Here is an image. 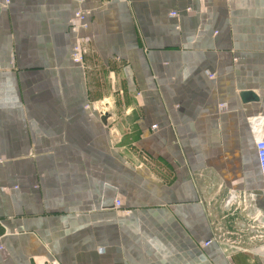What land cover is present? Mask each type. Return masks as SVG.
Masks as SVG:
<instances>
[{
	"label": "crops",
	"instance_id": "obj_1",
	"mask_svg": "<svg viewBox=\"0 0 264 264\" xmlns=\"http://www.w3.org/2000/svg\"><path fill=\"white\" fill-rule=\"evenodd\" d=\"M10 1L0 264H264V0Z\"/></svg>",
	"mask_w": 264,
	"mask_h": 264
},
{
	"label": "built area",
	"instance_id": "obj_2",
	"mask_svg": "<svg viewBox=\"0 0 264 264\" xmlns=\"http://www.w3.org/2000/svg\"><path fill=\"white\" fill-rule=\"evenodd\" d=\"M80 2H83V0H79ZM128 1V0H124ZM10 0H0V8L1 7H8L10 5ZM173 17L177 16L176 12H173L171 14ZM85 14L83 11L79 10L75 13L72 21H71V31L74 34H78L79 29L83 26V20H84ZM87 55V44L84 42L83 39L78 38L76 43L74 44L72 48V60L74 64H77L79 66H83L85 64V59ZM153 129H157V126H153ZM256 150H257V156H258V162L260 166V170L262 173V177L264 180V132L261 130L259 131L258 137L256 138ZM116 207L121 208L122 202L118 200L116 202ZM210 244V242H206L205 245Z\"/></svg>",
	"mask_w": 264,
	"mask_h": 264
},
{
	"label": "water",
	"instance_id": "obj_3",
	"mask_svg": "<svg viewBox=\"0 0 264 264\" xmlns=\"http://www.w3.org/2000/svg\"><path fill=\"white\" fill-rule=\"evenodd\" d=\"M242 103L243 104H248L250 102H258L259 99L257 96H255L253 93L251 92H243L240 95ZM101 121L103 124H107L108 119L111 117V114L109 113V111H106V107L101 109ZM261 206H262V210H264V199L261 201ZM264 213V211H263Z\"/></svg>",
	"mask_w": 264,
	"mask_h": 264
}]
</instances>
